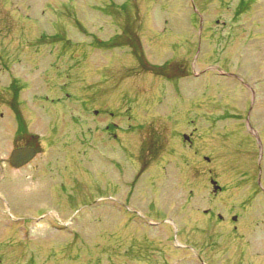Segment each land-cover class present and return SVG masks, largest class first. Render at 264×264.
Returning a JSON list of instances; mask_svg holds the SVG:
<instances>
[{"label":"rangeland","instance_id":"obj_1","mask_svg":"<svg viewBox=\"0 0 264 264\" xmlns=\"http://www.w3.org/2000/svg\"><path fill=\"white\" fill-rule=\"evenodd\" d=\"M0 264H264V0H0Z\"/></svg>","mask_w":264,"mask_h":264},{"label":"water","instance_id":"obj_2","mask_svg":"<svg viewBox=\"0 0 264 264\" xmlns=\"http://www.w3.org/2000/svg\"><path fill=\"white\" fill-rule=\"evenodd\" d=\"M14 155H18V156L23 157L24 160L20 163V164H22V163L26 162L27 160H29L33 157L34 151L28 150V149H19L18 151L15 152ZM18 165H19V163H18ZM214 184H215L214 189H215V191H217L219 189V186L216 183H214Z\"/></svg>","mask_w":264,"mask_h":264},{"label":"flooded vegetation","instance_id":"obj_3","mask_svg":"<svg viewBox=\"0 0 264 264\" xmlns=\"http://www.w3.org/2000/svg\"><path fill=\"white\" fill-rule=\"evenodd\" d=\"M35 145H37V143H34ZM24 145H26V144H24Z\"/></svg>","mask_w":264,"mask_h":264}]
</instances>
